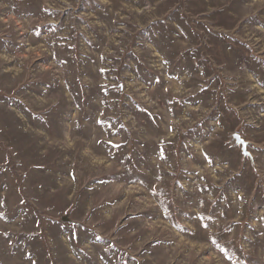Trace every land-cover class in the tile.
<instances>
[{"label":"rangeland","instance_id":"obj_1","mask_svg":"<svg viewBox=\"0 0 264 264\" xmlns=\"http://www.w3.org/2000/svg\"><path fill=\"white\" fill-rule=\"evenodd\" d=\"M0 264H264V0H0Z\"/></svg>","mask_w":264,"mask_h":264}]
</instances>
